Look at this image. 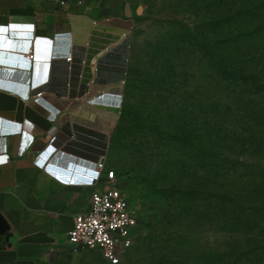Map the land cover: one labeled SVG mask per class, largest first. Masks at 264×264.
I'll return each mask as SVG.
<instances>
[{
	"label": "crops",
	"instance_id": "1",
	"mask_svg": "<svg viewBox=\"0 0 264 264\" xmlns=\"http://www.w3.org/2000/svg\"><path fill=\"white\" fill-rule=\"evenodd\" d=\"M121 2L71 0L62 7L51 1L0 0V27L9 26L0 37L15 43L0 50L10 55L0 54V264H110L100 251H75L68 236L76 216L90 208L92 194L110 185L119 99L106 94L97 103L62 112L55 104L65 106L89 90L119 91L123 75L116 57L130 39ZM108 18L112 21L105 23ZM30 39L38 65L9 64L11 55L29 54L21 48ZM70 53L74 59L67 62ZM36 83L44 96L30 103L23 94ZM18 125L21 132H6Z\"/></svg>",
	"mask_w": 264,
	"mask_h": 264
},
{
	"label": "rangeland",
	"instance_id": "2",
	"mask_svg": "<svg viewBox=\"0 0 264 264\" xmlns=\"http://www.w3.org/2000/svg\"><path fill=\"white\" fill-rule=\"evenodd\" d=\"M238 3L121 2L133 29L121 113L112 123L109 164L138 219L134 244L121 264H264V120L255 116L251 104L233 96L226 83L217 82L200 45L206 37L203 26L233 17ZM189 28L198 40L190 36L185 41ZM208 110L222 123L224 138L234 139L224 145L228 148L223 155L239 160L236 170L218 183L213 176L204 177L194 185L204 191L196 201L183 198L175 178H162L161 191L153 188L148 166L155 163L136 151L147 137L154 149L147 148L145 155L156 152L159 136L149 125L165 119L183 130L192 118L206 117ZM255 136L262 141L249 149L243 145ZM179 151L188 149L177 146L174 160ZM226 188L232 190V199L222 195Z\"/></svg>",
	"mask_w": 264,
	"mask_h": 264
},
{
	"label": "trees",
	"instance_id": "3",
	"mask_svg": "<svg viewBox=\"0 0 264 264\" xmlns=\"http://www.w3.org/2000/svg\"><path fill=\"white\" fill-rule=\"evenodd\" d=\"M236 1L239 3L235 6L236 12L233 13V17L223 16L222 21L206 23L203 26L206 37L200 45L204 59L217 82L226 83L233 96L235 95L238 100H245L243 102H247V105L251 104L255 116L264 120V0ZM188 31L185 41L188 37L190 39V36L198 40L195 30L189 28ZM127 43L119 47V54L116 57L122 67V75L126 72L124 74L126 78L129 74ZM108 60L114 59L111 56ZM207 114L203 119L192 118L183 126V130L181 125L172 124L165 119H156L152 125L148 124L159 136L157 144L155 143L156 152L149 156L145 155L147 148H153L147 137L138 142L140 150L136 151H139L140 155L149 162L155 163L148 166L152 175L150 184L153 188L161 191L162 178H175V185L182 191L183 198L196 201L204 191L200 187L195 189L194 185L204 177L213 176L218 183L229 179L231 173L236 170L239 160L223 155L228 148L224 145L233 143L234 139L226 140L222 123L215 119L210 110ZM140 125L145 127L142 122ZM262 125L264 127V122ZM257 137H254L255 140L247 138L243 145L248 149L253 147L256 142H261L263 139ZM180 144L187 148L188 152L179 151L174 160L172 151ZM123 172L121 170V173ZM219 193L214 192V195L217 196ZM232 193L231 189L226 188L222 195L232 199ZM167 264L176 263L167 262ZM210 264L219 263L215 261Z\"/></svg>",
	"mask_w": 264,
	"mask_h": 264
},
{
	"label": "built area",
	"instance_id": "4",
	"mask_svg": "<svg viewBox=\"0 0 264 264\" xmlns=\"http://www.w3.org/2000/svg\"><path fill=\"white\" fill-rule=\"evenodd\" d=\"M35 1H51L57 3L62 7L68 6L71 2V0ZM111 21V18L104 20L105 23H110ZM123 24L124 32L131 36L133 29L132 24L129 22V20L125 21ZM0 30L9 32V26L0 27ZM21 35H31L32 37H34V32L23 31L21 32ZM129 41L130 39L127 42ZM26 45L27 46H23L21 50L29 54L11 55L12 57L9 64L22 69L23 67H25L26 61L29 60L35 61V66L38 65L37 60H34L35 54L30 53L32 51L31 48L33 47V39H30V42H28ZM65 59L67 62H72L74 56L72 53H70L65 57ZM0 63H3V60L0 59ZM28 67H31V65ZM124 74H126V72L123 73V76L119 80V91L113 92L110 88L95 89L93 91L89 90L88 92L74 100L72 103L66 100L67 103L65 106L61 105L58 107L55 104V107H57L58 111L62 112L69 106H80L85 102L97 103L98 99L106 94H114V96L119 99L118 106L121 107L123 101L122 88L126 85V75ZM35 86L36 87L30 91V94H23V98L30 103L32 102V97L40 98L44 96V92L37 88L38 86H40V83H36ZM56 101H59V98L56 99ZM68 103L70 104L68 105ZM21 131L22 126L18 125L16 128L7 130L6 132L14 133ZM25 135L28 137L26 133ZM33 143L34 137L29 143L26 144V147L28 148ZM98 167L101 169L105 168V158H103V160L99 162ZM107 176L110 180V185L106 189L95 191L92 194L90 208L88 209V211L80 213L76 216L74 226L69 232L68 241L70 246L75 251L97 250L103 254L105 259L110 264H121L125 254L134 244V231L138 225V219L130 208V204L126 195L117 184L116 172L114 170H109L107 172Z\"/></svg>",
	"mask_w": 264,
	"mask_h": 264
},
{
	"label": "water",
	"instance_id": "5",
	"mask_svg": "<svg viewBox=\"0 0 264 264\" xmlns=\"http://www.w3.org/2000/svg\"><path fill=\"white\" fill-rule=\"evenodd\" d=\"M14 46H15V43H11L7 41L6 39H4L3 37H0V50H5V49L10 50L11 48H14ZM0 54L3 55V52H1ZM3 56L9 57L10 55L6 53Z\"/></svg>",
	"mask_w": 264,
	"mask_h": 264
}]
</instances>
